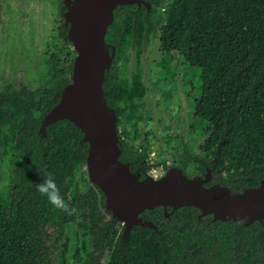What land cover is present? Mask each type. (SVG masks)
Instances as JSON below:
<instances>
[{"label":"trees","instance_id":"1","mask_svg":"<svg viewBox=\"0 0 264 264\" xmlns=\"http://www.w3.org/2000/svg\"><path fill=\"white\" fill-rule=\"evenodd\" d=\"M147 1L151 12L136 5L118 8L106 35L116 57L104 89L119 128L127 134L132 126L139 134L144 105L136 100L146 92L141 62L148 43L159 35L163 56L176 54L201 71L198 94H192V86L189 96L195 101L192 127L205 137L202 155L191 154L184 144L180 167L186 173L194 157L201 176L214 169L208 187L220 184L239 193L258 187L264 180V0ZM58 7L44 75L0 91V182L10 151L17 156L7 196L0 194V264H264V222L214 221L195 207L173 213L169 208V216L163 207L145 211L142 217L157 231L138 226L123 240L124 227L107 210L102 191L87 174L81 184L77 180L89 150L82 131L64 120L49 127L46 136L40 134L43 119L72 82L76 58L63 0ZM131 48L137 51V67L127 79L120 63L127 61ZM165 93L169 101L171 93ZM123 134L120 160L143 165L144 179L152 168L148 150L122 141ZM48 174L75 213L53 208L37 191ZM69 226L87 239L84 257L71 252Z\"/></svg>","mask_w":264,"mask_h":264},{"label":"water","instance_id":"2","mask_svg":"<svg viewBox=\"0 0 264 264\" xmlns=\"http://www.w3.org/2000/svg\"><path fill=\"white\" fill-rule=\"evenodd\" d=\"M143 4L144 0H65L68 39L76 53L72 82L60 102L45 116L40 134L67 120L84 134L89 145L87 175L106 198V208L124 227L123 240L138 227L157 231V226L142 214L163 207L166 216L183 207H195L201 216L214 221L250 226L264 222V180L258 187L236 192L214 184L206 186L214 169L204 176H188L182 168L172 167L160 178L133 172L122 155L118 115L106 98L104 85L115 61V48L106 42L108 29L115 21L117 8Z\"/></svg>","mask_w":264,"mask_h":264},{"label":"rangeland","instance_id":"3","mask_svg":"<svg viewBox=\"0 0 264 264\" xmlns=\"http://www.w3.org/2000/svg\"><path fill=\"white\" fill-rule=\"evenodd\" d=\"M57 2L0 0V91L13 82L22 80L31 83L39 74L44 75V54L59 20ZM160 12L162 14V8ZM148 48L141 62L146 92L141 100H136L144 105L142 112L145 120L139 126V134L132 126L128 127L127 134H123L120 127L119 133L136 149L148 150L147 164L152 167L149 174L160 178L167 173V167H179L182 164L186 153L184 144H188L192 154L202 155L200 147L205 137L201 132L195 135L190 128L195 101L189 96L192 86L196 90L192 94H198L201 71L190 68L176 54L163 56L159 37H155ZM120 67L122 76L131 79L137 67L135 50L131 51L127 61L120 63ZM165 91L171 93L169 101L165 100ZM12 149L13 143L10 142L9 150ZM10 152V157L2 167L0 194L3 197L7 196L17 160V156ZM186 173L188 176H197L200 171L189 166ZM85 174L86 167L76 171L80 184ZM68 230L74 236L71 252L84 257L87 239L74 226H69ZM70 264L75 263L72 260Z\"/></svg>","mask_w":264,"mask_h":264},{"label":"clouds","instance_id":"4","mask_svg":"<svg viewBox=\"0 0 264 264\" xmlns=\"http://www.w3.org/2000/svg\"><path fill=\"white\" fill-rule=\"evenodd\" d=\"M36 188L53 208L69 215L75 213L76 209L70 207L52 174H48L46 179L36 185Z\"/></svg>","mask_w":264,"mask_h":264},{"label":"flooded vegetation","instance_id":"5","mask_svg":"<svg viewBox=\"0 0 264 264\" xmlns=\"http://www.w3.org/2000/svg\"><path fill=\"white\" fill-rule=\"evenodd\" d=\"M61 0H58V2H57V4H56V6H57V9H58V17L60 16V12H59V2H60ZM146 3H148L149 5H150V7H148V6H146V5H142V6H139V5H137V4H134V5H136L137 7H138V9H142L143 7H145L147 10H148V12H151L152 10H153V5L149 2V1H147V0H144ZM63 3H64V6H65V0H63ZM126 6H128V5H126ZM66 7V6H65ZM121 7H123V6H121ZM120 8V7H119ZM118 9V8H117ZM65 12H66V10L64 11V13H63V17H64V15H65ZM115 13H116V11H115ZM64 19H65V17H64ZM66 25V24H65ZM109 30V29H108ZM155 37H159V35L158 36H155ZM155 37H153L151 40H150V42L148 43V46H147V50L149 49L148 47H149V45H150V43L152 42V40L155 38ZM160 40V39H159ZM109 44V43H108ZM111 45V44H110ZM111 46H113V45H111ZM114 47V46H113ZM115 48V47H114ZM133 50H135V52H136V59H137V51H136V49H134V48H131L130 50H129V52H128V54H130L131 53V51H133ZM146 50V51H147ZM160 50H161V48H160ZM145 51V52H146ZM144 52V53H145ZM143 53V54H144ZM115 54H116V49H115ZM115 57H116V55H115ZM190 128H192V130L194 131L193 133L195 134V135H197L198 133L193 129V127L191 126ZM122 141H125V142H128L126 139H123ZM129 145H132V144H130V143H128ZM141 151V150H140ZM191 153V152H190ZM192 154V153H191ZM194 155V154H193ZM129 162V161H128ZM130 164H131V169H132V171L133 172H139L141 175L143 174H145L146 173V171H145V168L143 167V165H138V163H137V161L136 160H131L130 162H129ZM148 165V164H147ZM189 165L190 166H192V167H196V168H198V163H197V161L195 160V158L194 157H191V159L189 160ZM149 166V165H148ZM175 167H177V166H175ZM180 167V166H179ZM172 168V167H171ZM181 168V167H180ZM170 169V168H169ZM209 169V168H208ZM168 171V170H167ZM200 171V170H199ZM200 174H201V171H200ZM197 175V176H201V175ZM147 175H150L149 174V172L147 173Z\"/></svg>","mask_w":264,"mask_h":264}]
</instances>
